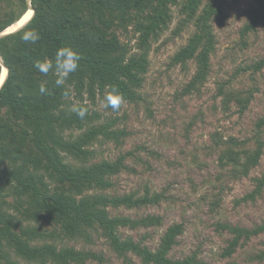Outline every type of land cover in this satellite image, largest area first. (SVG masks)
I'll return each mask as SVG.
<instances>
[{
    "label": "trees",
    "instance_id": "trees-1",
    "mask_svg": "<svg viewBox=\"0 0 264 264\" xmlns=\"http://www.w3.org/2000/svg\"><path fill=\"white\" fill-rule=\"evenodd\" d=\"M228 0H0V80L3 65L8 75L0 87V264H87L105 263L104 253L78 248L68 241L108 242L121 257L133 253L144 264H200L197 253L183 258L170 255L184 232L183 223L170 225L159 245L152 248L144 237L136 240L123 229L137 230L161 225V215L131 216L121 211L160 203L165 195L146 187L128 193L116 192L114 178L134 171L128 160L135 151L120 153L114 159H99L96 144L114 142L118 147L128 135L117 127V118L101 120L84 101L87 93L94 102L104 96L106 86L116 85L136 103L143 99L142 88L150 68L152 42L173 20V7L181 5L184 17L180 32L191 24L194 31L173 56V64L186 66L193 61L196 70L184 92L191 94L206 85L212 71V55L217 36L214 21L227 20ZM32 7V18L20 29L1 35ZM245 14L242 36L264 27V0H254ZM29 27L38 28L42 39L25 43L20 35ZM138 34L136 50L121 39L120 33ZM61 45H72L82 53L81 68L68 84L71 99L49 74L35 67L50 58ZM264 68V56L255 64ZM47 81L49 94L39 93ZM224 102L234 100L244 112L253 93L244 95L219 85ZM73 95L80 101H75ZM73 102L88 108L81 120L69 111ZM264 118L257 123L262 132ZM264 153L263 135H256L252 148L231 138L221 150L222 167L230 166L236 178L248 176ZM254 189L242 200H255L264 193V173L255 178ZM231 238L223 251L231 257L239 247L264 233V222L253 227L219 224ZM97 239V240H96ZM264 258V251L255 255ZM229 264H242L231 261Z\"/></svg>",
    "mask_w": 264,
    "mask_h": 264
},
{
    "label": "rangeland",
    "instance_id": "rangeland-1",
    "mask_svg": "<svg viewBox=\"0 0 264 264\" xmlns=\"http://www.w3.org/2000/svg\"><path fill=\"white\" fill-rule=\"evenodd\" d=\"M254 0H228L227 20L214 21L217 36L216 51L212 55V71L206 85L191 94L184 88L192 78L196 64H173L175 53L187 43L194 31L191 24L177 31L184 17L181 5L173 7L174 17L169 27L152 42L150 68L142 88L143 99L126 102L120 111L113 112L101 106L102 95L96 101L86 93L84 101L91 112L100 114L101 120L117 118V127L128 135L118 147L114 142L96 144L98 160L114 159L120 153L135 151L137 157L128 164L134 171H124L114 178L116 192L128 193L147 188L165 198L156 205L121 212L131 216L161 215L162 224L137 230L123 229L125 235L156 248L167 228L183 223L184 232L170 255L183 258L197 253L200 264H264L255 255L264 251V233L256 235L239 247L231 257L223 251L231 233L219 224L230 223L253 227L264 222V193L255 200H242L255 187V178L264 173V153L259 164L248 176L236 178L230 166L222 167L221 150L237 139L252 148L258 132L257 123L264 118V68L256 70L254 64L264 56V27L242 36L247 22L245 11ZM121 39L136 50L138 34L131 30L120 33ZM253 98L244 111L236 101L224 102L219 85ZM75 101H80L73 95ZM97 240V239H96ZM78 248L104 253L102 264H144L136 254L129 253L128 260L119 256L104 239L96 243L83 240L68 241ZM87 264H100L92 260Z\"/></svg>",
    "mask_w": 264,
    "mask_h": 264
},
{
    "label": "clouds",
    "instance_id": "clouds-1",
    "mask_svg": "<svg viewBox=\"0 0 264 264\" xmlns=\"http://www.w3.org/2000/svg\"><path fill=\"white\" fill-rule=\"evenodd\" d=\"M20 39L25 43L34 45L42 39V34L38 28L29 27L20 35ZM82 59V53L77 47L72 45H61L50 58L37 61L35 67L45 77L51 74L54 78L55 86L63 90V97L70 100L72 89L68 82L81 68ZM0 63H4L3 56H0ZM106 88L107 90L101 100V106L113 112L120 111L122 106L127 102L125 94L116 85L106 86ZM39 93L41 95L49 94L46 80L40 82ZM69 111L83 120L88 113V108L83 103L73 102L69 106Z\"/></svg>",
    "mask_w": 264,
    "mask_h": 264
},
{
    "label": "bare ground",
    "instance_id": "bare-ground-1",
    "mask_svg": "<svg viewBox=\"0 0 264 264\" xmlns=\"http://www.w3.org/2000/svg\"><path fill=\"white\" fill-rule=\"evenodd\" d=\"M33 13H34V10L32 9V7H30L28 9V11L23 15V17L19 21H17L13 25H11L7 29V31H5L4 33H2V35L8 34L10 32H13V31H16V30L22 28L32 18ZM7 75H8V68L5 65H3V71L1 73L0 86H1V83L3 81H5V79L7 78Z\"/></svg>",
    "mask_w": 264,
    "mask_h": 264
},
{
    "label": "water",
    "instance_id": "water-1",
    "mask_svg": "<svg viewBox=\"0 0 264 264\" xmlns=\"http://www.w3.org/2000/svg\"><path fill=\"white\" fill-rule=\"evenodd\" d=\"M30 1V5H31V0H29ZM33 9V8H32ZM2 35V34H1ZM4 83V81L1 83V85ZM1 87V86H0Z\"/></svg>",
    "mask_w": 264,
    "mask_h": 264
}]
</instances>
